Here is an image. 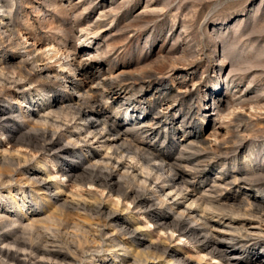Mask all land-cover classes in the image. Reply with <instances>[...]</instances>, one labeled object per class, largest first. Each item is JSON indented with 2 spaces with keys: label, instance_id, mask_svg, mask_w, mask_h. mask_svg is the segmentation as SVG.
<instances>
[{
  "label": "rangeland",
  "instance_id": "1",
  "mask_svg": "<svg viewBox=\"0 0 264 264\" xmlns=\"http://www.w3.org/2000/svg\"><path fill=\"white\" fill-rule=\"evenodd\" d=\"M0 217L31 264H264V0H0Z\"/></svg>",
  "mask_w": 264,
  "mask_h": 264
},
{
  "label": "bare ground",
  "instance_id": "2",
  "mask_svg": "<svg viewBox=\"0 0 264 264\" xmlns=\"http://www.w3.org/2000/svg\"><path fill=\"white\" fill-rule=\"evenodd\" d=\"M68 68V67H67ZM61 72V71H60ZM64 73H65V71H62V74L60 73V75H61V77L62 76H64L62 79H67V77L64 75ZM59 74V73H58ZM59 75V76H60ZM59 76H57L56 75V78L57 77H59ZM98 115V114H97ZM92 116V115H91ZM90 119V118H89ZM84 120H86L85 118H84ZM92 120V119H91ZM88 121V120H87ZM91 124V123H90ZM103 131V130H102ZM102 131H100L98 134H96V136H100V135H102ZM115 136V135H114ZM108 142V140L106 141V146H107V148H109L110 149V145L111 144H109V142ZM108 149V150H109ZM114 149V148H113ZM117 150V149H116ZM115 150V151H116ZM119 152V151H118ZM155 167V166H154ZM158 169V171H163V168L160 166V167H157ZM35 180V179H34ZM112 180V175L111 174H109V175H107V180H106V182L108 183V182H110ZM156 180H160V178H157ZM6 182V181H5ZM170 182H172V181H170ZM163 183V182H162ZM169 195V194H168ZM176 195H180V194H177L176 193ZM8 200H10V201H13V200H15V197H9L8 198ZM144 201V200H143ZM148 201H150V200H148ZM161 202V201H160ZM159 202V203H160ZM146 203V201L144 202V204ZM162 204H163V202H162ZM3 218V217H2ZM186 218V217H185ZM0 219H1V217H0ZM114 219V218H113ZM185 219H181L180 221H179V223H178V229H177V232H180L181 233V235L183 236V235H189V234H192L193 233V229H191V230H189V231H185L184 229H183V225L185 224ZM34 222V221H33ZM206 222V221H205ZM204 222V223H205ZM10 225L8 226V227H10L11 225H13V226H15V224H19V221H13V220H11L10 222ZM205 224H207V223H205ZM31 225V224H30ZM206 226V225H205ZM210 226V225H209ZM211 227V226H210ZM1 228H2V225H1ZM0 228V244H6L9 240H13V241H11V242H13L12 244H14V247H16V248H18V250L20 249V248H22V247H26V245L24 244V243H20V242H18L17 240H15V239H13V238H15L16 236H13V238H12V235L13 234H11V235H9L8 233H5V231H3L4 233H2L1 232V229ZM209 230V229H208ZM213 230V229H212ZM136 231H140L139 229H136ZM214 231H215V229H214ZM133 232V231H132ZM131 234H133V233H131ZM249 234V233H248ZM252 234V233H251ZM250 234V235H251ZM134 235V234H133ZM180 235V236H181ZM248 235H246V237H247ZM243 237V236H242ZM17 238V237H16ZM244 238V237H243ZM212 240H210V241H208V242H205L207 245V247H210L211 248V250L212 251H214V252H216L217 254H218V257H216V259H215V262L213 263V264H216V262H217V260H221V261H223L225 264H230V258H227V257H225V256H223V254H221V251L218 249L219 248V245H220V237L218 236V235H213V237L211 238ZM245 239V238H244ZM244 239H242V240H244ZM247 239V238H246ZM21 241V240H20ZM202 242V241H201ZM9 243V242H8ZM153 247H155V246H153ZM122 248V247H121ZM29 250L31 251V253L33 254V256L35 257V259L36 258H38V257H40V258H42L43 259V261L45 260V259H47V261L48 262H37V263H33V264H64V263H68V264H79L77 261L75 262V261H72L71 260V255L69 256V255H67L65 252H62L61 250H56V249H49V248H40V247H32V246H29ZM122 250L126 253V254H128V252L127 251H130L131 252V250H129L128 248H126L124 245H123V248H122ZM27 251V250H26ZM129 252V253H130ZM132 252H135V251H132ZM168 251L167 250H165L164 251V255H165V253H167ZM174 252V251H173ZM208 254H210V253H208ZM215 254V253H214ZM0 255H4L6 258H10V257H12L13 259L12 260H16V261H21L22 262V264H31L30 263V261H32V260H30V261H28V260H20L19 258H18V256L17 255H10L9 254V252L8 251H2V250H0ZM9 255H10V257H9ZM171 255V254H170ZM169 255V256H170ZM212 255V254H211ZM132 256V257H131ZM130 257L133 259V264H148V261H147V256L144 254V252H141V251H137V252H135L134 253V255H131ZM176 257H177V255H175ZM174 255L173 256H170L171 257V260H173L174 259V257H175ZM77 257V256H76ZM75 257V258H76ZM151 257V256H150ZM155 257V256H154ZM154 257L153 258H151L152 260L154 259ZM162 257H163V255H162ZM32 259H33V257H31ZM237 259V258H236ZM37 260H39V259H37ZM41 260V259H40ZM39 260V261H40ZM150 260V259H149ZM154 260H156V259H154ZM15 261V262H16ZM36 262V261H35ZM159 262V261H158ZM19 263V262H18ZM91 263V262H90ZM131 263V262H130ZM190 264V263H189ZM232 264V263H231Z\"/></svg>",
  "mask_w": 264,
  "mask_h": 264
}]
</instances>
